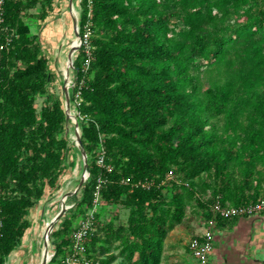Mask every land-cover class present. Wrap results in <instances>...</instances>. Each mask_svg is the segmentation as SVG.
<instances>
[{"label":"trees","instance_id":"trees-1","mask_svg":"<svg viewBox=\"0 0 264 264\" xmlns=\"http://www.w3.org/2000/svg\"><path fill=\"white\" fill-rule=\"evenodd\" d=\"M53 2H0V264L22 242L46 186L57 187L75 164L63 99L49 90V57L27 20L44 19ZM81 6L70 97L89 175L51 231L47 264H65L72 231L90 209L100 220L117 204L128 208L127 222L100 223L103 233L88 234L87 253H107L99 260L109 264L118 240L119 264H167L168 231L190 206L215 218L216 228L240 215L215 214L214 198L241 203L264 195V0Z\"/></svg>","mask_w":264,"mask_h":264},{"label":"rangeland","instance_id":"rangeland-1","mask_svg":"<svg viewBox=\"0 0 264 264\" xmlns=\"http://www.w3.org/2000/svg\"><path fill=\"white\" fill-rule=\"evenodd\" d=\"M35 11L36 9L30 10L31 13H35ZM81 11V0H54L52 10L44 19H38L35 22L32 18H27L31 22L32 30L39 34L44 52L49 57V65L53 73L49 90L63 99L65 109H67L66 95H71V87L76 81L74 59L80 47H76L75 40L82 41V37L80 38L77 33V28H80ZM44 98V95L37 98L36 104L38 107L44 102ZM77 114L75 101L70 97L68 120L66 121V131L69 133L71 147L68 160L75 158V164H69L64 169L57 187L46 186L43 196L31 208L28 215L32 219V225L27 228L23 241L8 255L6 264H40L41 251L45 241L44 228L46 222L59 212L62 195H67L66 205L68 207L56 221L54 228L58 227L65 214L71 212L75 202L81 195V189L78 188V185L86 173V166L81 151L75 148L77 146L76 137L79 132L81 133V124L78 121ZM128 211L127 207L120 204L109 205L101 215L100 220L94 219L92 230L103 233L99 227L100 223L108 221L110 218L114 219L115 225L126 223ZM204 219V215L199 208L192 205L187 210L186 218L169 229L166 237L167 245L163 255L165 263L188 262L199 264L188 247V241L204 225ZM52 239L50 232L48 242L51 253L55 252ZM117 243L118 240H115L110 248V253H116L117 257L109 264H119L122 260V254L119 252ZM97 247H99L98 244ZM107 255V253L100 254L98 250L94 253V256L98 259ZM210 263L220 264L211 258Z\"/></svg>","mask_w":264,"mask_h":264},{"label":"built area","instance_id":"built-area-1","mask_svg":"<svg viewBox=\"0 0 264 264\" xmlns=\"http://www.w3.org/2000/svg\"><path fill=\"white\" fill-rule=\"evenodd\" d=\"M2 0H0L1 2ZM75 84V83H74ZM76 95H79L77 93ZM76 103V100H74ZM76 105V104H75ZM78 112V110H77ZM149 185V181L142 182ZM98 197L95 198V201ZM211 209L215 214L223 216L251 215L264 211V195L255 200L241 203L223 201L220 197L213 199ZM94 211L90 209L72 231V247L64 258L65 264H101L100 260L86 251L85 243L92 231ZM215 218L204 219V225L196 231L188 241V247L199 264H211L210 258L215 239Z\"/></svg>","mask_w":264,"mask_h":264},{"label":"crops","instance_id":"crops-1","mask_svg":"<svg viewBox=\"0 0 264 264\" xmlns=\"http://www.w3.org/2000/svg\"><path fill=\"white\" fill-rule=\"evenodd\" d=\"M211 259L220 264H264V211L216 227Z\"/></svg>","mask_w":264,"mask_h":264},{"label":"water","instance_id":"water-1","mask_svg":"<svg viewBox=\"0 0 264 264\" xmlns=\"http://www.w3.org/2000/svg\"><path fill=\"white\" fill-rule=\"evenodd\" d=\"M77 33L79 35V37L81 38V35L79 33V29L77 28ZM82 41H79L78 44L76 45V47H80ZM66 102H67V109L66 110V113H67V116H68V111H69V103H70V96L67 94L66 95ZM77 121V120H76ZM76 145L80 148V151H81V154H82V157H83V161L85 163V166H86V173L85 175L81 178L80 182H79V185H78V188L81 187L82 183L84 182V180L88 177L89 175V170H88V167H87V153H86V150L83 146V143H82V138H81V133L79 132L77 137H76ZM65 208H60L59 212L54 216L53 220H52V224L50 226V229L47 231V234L45 236V241L47 242L49 240V236H50V232L52 231V229L54 228V225L56 223V221H58V219L63 215V213L65 212ZM54 252L51 253L48 257H46L41 264H46L50 259L51 257L53 256Z\"/></svg>","mask_w":264,"mask_h":264},{"label":"bare ground","instance_id":"bare-ground-1","mask_svg":"<svg viewBox=\"0 0 264 264\" xmlns=\"http://www.w3.org/2000/svg\"><path fill=\"white\" fill-rule=\"evenodd\" d=\"M75 44L77 45L78 44V41L75 40ZM65 72L67 74V69L65 67ZM66 197L67 195L66 194H63L62 195V198H61V206L60 208H67L68 206L66 205ZM54 217H52L49 221L46 222V225H45V228H44V235L46 236L47 234V231L50 229V226L52 224V220H53ZM51 254V250L49 248V242L47 241H44L43 243V247H42V251H41V259H40V264L42 263V261L48 257L49 255Z\"/></svg>","mask_w":264,"mask_h":264}]
</instances>
